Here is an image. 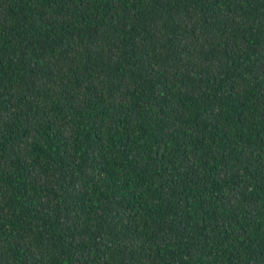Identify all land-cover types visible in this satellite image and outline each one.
<instances>
[{"label": "trees", "instance_id": "obj_1", "mask_svg": "<svg viewBox=\"0 0 264 264\" xmlns=\"http://www.w3.org/2000/svg\"><path fill=\"white\" fill-rule=\"evenodd\" d=\"M0 264H264V0H0Z\"/></svg>", "mask_w": 264, "mask_h": 264}]
</instances>
